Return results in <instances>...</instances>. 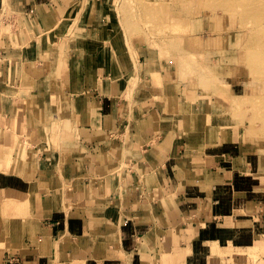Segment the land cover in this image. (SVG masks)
<instances>
[{"label": "crops", "instance_id": "obj_1", "mask_svg": "<svg viewBox=\"0 0 264 264\" xmlns=\"http://www.w3.org/2000/svg\"><path fill=\"white\" fill-rule=\"evenodd\" d=\"M104 10L0 0V264H264V156Z\"/></svg>", "mask_w": 264, "mask_h": 264}, {"label": "rangeland", "instance_id": "obj_2", "mask_svg": "<svg viewBox=\"0 0 264 264\" xmlns=\"http://www.w3.org/2000/svg\"><path fill=\"white\" fill-rule=\"evenodd\" d=\"M102 1L103 24H97L104 30L106 44H117L115 47L137 62L145 51L149 59L153 57L151 60L176 78L181 99L193 98L195 110L200 108V112L202 102L208 100L209 112L229 119L242 141L252 143L264 156V131H257L264 127V61L259 57L262 44L254 36L259 24L248 22L250 11L242 2L226 9L210 0H187L190 12L184 18H173L171 14L183 8L185 0H156L157 8L167 7L155 14H147L138 0ZM77 22L72 23L73 28ZM12 26L10 20L3 24L7 29ZM93 34L73 31L57 44L61 49H74L72 39L81 35L95 45L98 40ZM105 35L100 33L99 42L103 43ZM60 71L66 74L68 69ZM134 83L132 80L131 85Z\"/></svg>", "mask_w": 264, "mask_h": 264}, {"label": "bare ground", "instance_id": "obj_3", "mask_svg": "<svg viewBox=\"0 0 264 264\" xmlns=\"http://www.w3.org/2000/svg\"><path fill=\"white\" fill-rule=\"evenodd\" d=\"M156 0H138V3H140V6L143 7L144 11L147 14L153 13L155 14L162 12V7H165V11H166V5L162 6L161 8H157V6L155 5ZM216 3H219V5L222 6V8H226V9H232L233 7L235 8L236 3H240L242 2L244 4V8L247 11H250L249 15L247 16V20L249 23H253L259 24L258 29H256L254 36L256 37V40L259 41L262 46L260 47L259 50V57L261 62L264 61V0H210ZM186 4H184L183 8L182 6L177 10V12L175 11L174 13H172V17L176 18V17H182L184 18V16H186V13H189V9L190 6L187 2V0H185ZM215 9H213V13H216V7H214ZM160 9V10H159ZM139 12H141L138 9ZM191 60V59H190ZM262 129H264V127H262ZM261 131H264L262 130Z\"/></svg>", "mask_w": 264, "mask_h": 264}]
</instances>
